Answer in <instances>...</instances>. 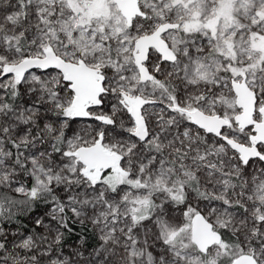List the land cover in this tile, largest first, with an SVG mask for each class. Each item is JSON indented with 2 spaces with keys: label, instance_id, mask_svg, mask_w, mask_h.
Instances as JSON below:
<instances>
[{
  "label": "snow or ice",
  "instance_id": "6c2138e0",
  "mask_svg": "<svg viewBox=\"0 0 264 264\" xmlns=\"http://www.w3.org/2000/svg\"><path fill=\"white\" fill-rule=\"evenodd\" d=\"M0 264H264V0H0Z\"/></svg>",
  "mask_w": 264,
  "mask_h": 264
}]
</instances>
